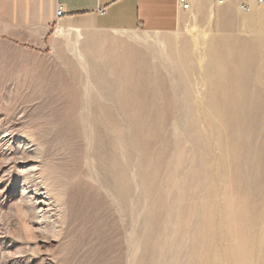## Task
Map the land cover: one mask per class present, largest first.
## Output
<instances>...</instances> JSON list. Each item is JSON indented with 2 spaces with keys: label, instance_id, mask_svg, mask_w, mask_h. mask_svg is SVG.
Returning <instances> with one entry per match:
<instances>
[{
  "label": "rangeland",
  "instance_id": "obj_1",
  "mask_svg": "<svg viewBox=\"0 0 264 264\" xmlns=\"http://www.w3.org/2000/svg\"><path fill=\"white\" fill-rule=\"evenodd\" d=\"M191 1L173 33L0 12V264H264V7Z\"/></svg>",
  "mask_w": 264,
  "mask_h": 264
},
{
  "label": "crops",
  "instance_id": "obj_2",
  "mask_svg": "<svg viewBox=\"0 0 264 264\" xmlns=\"http://www.w3.org/2000/svg\"><path fill=\"white\" fill-rule=\"evenodd\" d=\"M241 2L243 0H234ZM252 3L254 0H246ZM63 6L65 14L56 18ZM105 9V13L101 10ZM22 13L17 26L34 27L40 23V12L52 16L56 27L89 31H178L188 11L179 8L178 0H0V12Z\"/></svg>",
  "mask_w": 264,
  "mask_h": 264
},
{
  "label": "built area",
  "instance_id": "obj_3",
  "mask_svg": "<svg viewBox=\"0 0 264 264\" xmlns=\"http://www.w3.org/2000/svg\"><path fill=\"white\" fill-rule=\"evenodd\" d=\"M228 0H219L220 4L225 3ZM179 8L183 11H189L192 9V1L191 0H178ZM239 9L244 12H251L254 8L264 7V0H254L252 3L243 0L239 2L238 5ZM103 13H105V9L101 10ZM65 11L63 6H59L56 10V18H60L64 16Z\"/></svg>",
  "mask_w": 264,
  "mask_h": 264
},
{
  "label": "bare ground",
  "instance_id": "obj_4",
  "mask_svg": "<svg viewBox=\"0 0 264 264\" xmlns=\"http://www.w3.org/2000/svg\"><path fill=\"white\" fill-rule=\"evenodd\" d=\"M64 30H66V28H64V27H62V26H58V28H57V32H58V33H61V34H63ZM79 48H80V47H79Z\"/></svg>",
  "mask_w": 264,
  "mask_h": 264
}]
</instances>
